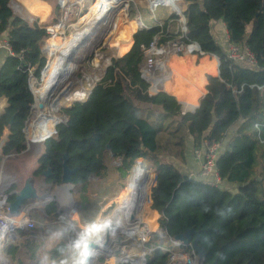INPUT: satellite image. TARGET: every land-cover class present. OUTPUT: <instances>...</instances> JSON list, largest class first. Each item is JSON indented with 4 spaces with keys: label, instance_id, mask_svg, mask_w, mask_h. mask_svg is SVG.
<instances>
[{
    "label": "trees",
    "instance_id": "1",
    "mask_svg": "<svg viewBox=\"0 0 264 264\" xmlns=\"http://www.w3.org/2000/svg\"><path fill=\"white\" fill-rule=\"evenodd\" d=\"M10 1L0 0V40L6 38L14 53L0 50L5 56L0 65V101L6 99L0 114V139L6 128L9 131L0 161L27 148L24 127L35 101L29 69L34 68L39 78L46 65L40 44L46 30L14 15ZM186 2L188 37L199 43L204 55L220 60L219 75L206 74V93L198 106L186 110L167 91L149 92V83L141 74L144 50L156 36L161 45L174 33L166 31L167 21L162 28L137 29L129 51L111 59L88 98L62 109L67 122L57 126V138L48 135L45 139L44 152L32 176L40 178L43 185H61L66 154L67 165L77 168L72 182L81 192L93 177L108 175L107 151L119 161L115 168L120 176H126L143 158L155 172H151L155 184L151 189V182L145 191V201L149 203L151 197L148 211L157 215L156 227L158 218L157 230L151 231L150 240L145 242L147 247L159 243L161 231L175 237L193 228L200 232L204 264H264V0ZM96 9L95 4L91 12ZM216 21L226 26L228 37L224 40H218L212 32ZM229 42L242 50L248 47L256 65L231 60ZM215 141H222L223 146L217 159L221 184L209 186L188 179L189 172L183 168L187 158L196 160L195 149ZM168 157L181 162V167ZM48 169L50 175H43ZM14 199L15 193L9 195L8 201ZM44 211L48 218L55 219L56 201L47 204ZM42 234V228L18 230L19 242L6 245L4 251L14 258L24 246L32 258L38 259L36 264H57L69 250V243L60 239L41 250ZM168 258L169 252L156 248L146 255V264H168Z\"/></svg>",
    "mask_w": 264,
    "mask_h": 264
},
{
    "label": "rangeland",
    "instance_id": "2",
    "mask_svg": "<svg viewBox=\"0 0 264 264\" xmlns=\"http://www.w3.org/2000/svg\"><path fill=\"white\" fill-rule=\"evenodd\" d=\"M12 1V5H17V7L21 9L19 3L20 0ZM26 1L27 4H25V7L30 14L35 15L40 13L41 11H44V13L39 14L40 18L37 16L31 17L33 18V20H39V22L42 20L44 22V18L48 14L47 12L50 11V5L53 8H55L56 6L55 0H36V2L35 0ZM23 2L24 1H22V3ZM101 3L102 0L86 1V8H84L83 14H81L79 18L78 16H75V18L71 20V22H73V26L70 27L62 37H55L56 42H64L67 40L66 44L61 48V51L67 49L70 41L75 37V33L81 32L87 27L88 22L97 15V11L100 9ZM181 3L182 8L186 9L188 5L186 0H182ZM95 4L97 5V9L91 12ZM154 12L156 14L155 18L158 24L162 25L165 21L169 20L167 21L170 30L169 32H176L179 24L178 17H171L174 13L169 9L168 6H158ZM89 14L90 17L87 20H83V18ZM139 17L150 24L156 23L153 18L154 16H152L148 0H129L123 2L119 5V7L113 10L109 18H106L103 23L99 24L96 27L95 34L88 37L82 44H80V46H78L79 48L78 50L76 49V53H73L69 57V62L75 65V69L72 72L66 74L65 77L64 75H61V78L63 80H61L62 82L58 85L56 90L48 97L44 112H40L36 108L32 110L28 121L29 123L27 130L29 135H31L34 130L36 136H31L32 140H34L35 142L42 141L51 135V132L52 130H54V128L51 127L50 124L52 122L51 118L54 113H56V116L59 118L60 122H66L67 117L65 118L62 109L64 107H69L71 104H73V101L75 99H78L73 98L71 100H68V98L73 95V92L76 90L79 91L83 87L88 88V85H92L93 88L104 75L106 68L111 64V59L114 57L123 56L129 51L133 43L132 35L135 33L137 27L139 26L138 25L135 29V23L138 21L137 19ZM129 29H132L130 41L127 40V49L124 52H121L124 43L118 40L117 34H122V32L123 34H125L130 31ZM60 58L61 56L59 52H53L49 62L51 68L48 70L49 72L45 78L43 75V82L42 84L37 86L38 90L47 86V82L52 76L53 69L57 65V62ZM201 58L209 59L212 62V70L217 72L218 59L216 56L203 55ZM191 59L194 63L198 62L199 56L194 55ZM172 79L175 80V78ZM30 87L33 91L32 85ZM165 90L174 94V90H170L169 88V83L167 84ZM83 100H85V98ZM57 104V111L53 112V108L57 106ZM137 104L140 107L144 106L141 103ZM185 108L186 110L192 109L186 106ZM41 118L42 123H44L43 127L48 130L42 131L43 127L37 128ZM59 120L56 126L60 123ZM234 127L235 126L230 128L229 133L233 132ZM39 130L41 132H39ZM6 131L7 128L4 132ZM4 136L5 133L0 139V154L2 153L3 145L1 144V140H4ZM42 149L43 145L39 143H33L29 146L28 150L24 151L23 153H15L14 155L11 154V156L9 157L8 155L3 157V163L1 165L3 167V170L6 171L9 168L11 169V172H13L12 174L17 177L19 188L23 186L24 182L29 176H32V167L35 165V160L41 154ZM141 159L146 161L148 164L149 177L145 186V190L141 195V202L137 206V210L135 212L134 217H136L137 219L136 225H134V231H132V233L130 234L131 237L127 236L129 234L126 232H117L115 236H112L113 240L108 246L107 250L103 251L102 253L99 252L93 260L92 264H109V262L113 264H119L125 261V259L127 258V254H130L135 258H139V256L143 253L144 248L142 246V234L144 231H151V229H149L150 226L146 222L149 223L150 217L151 222L155 218V215H153V213H149L148 211V208L151 204V198L150 202L147 203L145 201L144 193L145 191L147 192V188L152 182L155 172L153 170L152 164L149 161L143 158ZM168 159L181 167V165H179V163L181 162H179L175 158L168 157ZM105 160L109 165L108 175L104 178L93 177L86 189L81 192H79V187L75 185L71 187L67 185H43L40 178L34 177V185L37 186L39 195H46V197H41L39 199L28 202V204L24 207V210H27L31 219L34 220L35 228L43 229L44 234H42L41 237L44 240V245L41 250L56 243L60 239H66L68 241L69 250L64 256L57 259V264H77V262L81 258L83 244H81L80 248H77L75 247L76 242L85 239V233L91 229L92 225H103L105 219L107 217H110L111 213L118 206L122 205L125 197L128 196V183L132 173V169L126 176H120L115 168L119 164V161L114 160L109 151L105 153ZM138 161L136 162V164L138 163ZM136 164L134 166H136ZM151 172L153 173V175L151 174ZM154 181L155 177L150 188L154 186ZM59 200L61 201V206H59ZM52 201H56L57 205L55 219L48 218L44 211L45 206ZM64 210L65 215L63 213ZM155 230L157 229H154L153 231ZM136 231H139L140 235L136 234L135 236H133ZM102 232L103 231L87 236V243L89 241L98 239ZM15 236V240L20 239L19 236ZM109 237H111V235ZM164 242L167 243L166 241ZM6 245L8 244L0 246V264L37 263L38 259L32 258L24 246L19 248L16 256L13 258L11 255L7 254L4 251V247ZM169 245L173 250L184 249V247H175L173 244ZM117 252H120V254H117ZM38 254H41V251H39ZM129 263L132 264V261L130 260Z\"/></svg>",
    "mask_w": 264,
    "mask_h": 264
},
{
    "label": "built area",
    "instance_id": "3",
    "mask_svg": "<svg viewBox=\"0 0 264 264\" xmlns=\"http://www.w3.org/2000/svg\"><path fill=\"white\" fill-rule=\"evenodd\" d=\"M86 1L88 0H55L56 3L55 8H53L51 5L49 6L50 11L47 12L48 14L44 18L45 19L44 22L43 20L39 22V20L37 21V19L33 20V18H31L33 16H37L40 18L39 14L41 13L33 15L28 12V14L24 15L23 17L20 14L21 9H19L17 5L16 6L12 5L13 1L12 0L10 1V7L14 15L28 20L29 23L31 24L33 23L38 24L40 27L44 28L47 32V36L40 43L41 51L44 57L46 58V65L42 70L41 77L39 78L36 77V75L34 74V68L29 69V82H30V86L32 85L33 91H34V87L39 86L43 82V71L48 65V62L50 61L51 56L54 52L53 50L54 48L52 44L55 43V37H62L69 30L70 25L73 23L71 22V20L74 19L75 16H78L79 18L81 14H83V9L86 8L85 7ZM148 2L152 16H154L153 18L154 21H156V23L150 24L145 20H143L141 17H139L137 19L139 21V26L137 27V29H142V28L149 29L153 26H160L162 28L163 24L161 25L157 23V20L155 18L156 14L154 11L158 6H168V5L158 4L156 6H152L149 0ZM181 2L182 0H179L180 7L178 8V11L173 12L178 17V21H179L177 30L174 33V37L169 38L165 43L158 45L157 36H156L151 46L144 50V54H143L144 58H143V64L141 66V74L142 77L149 83V92L151 94H155L162 90L165 91V80H170L172 78L173 70L170 66H167L168 58L171 55L203 56L205 54L199 43L195 40L190 39L187 35V19L184 14V11L186 9L182 8ZM20 8H21V3H20ZM166 31L167 32L170 31L168 23H167ZM1 49H5L8 52V54H14L6 38L0 40V50ZM227 49H228V56L231 60L242 61L251 65H256L257 60L248 47H245L242 50L239 48V46L229 42L227 44ZM147 52H149V56H146ZM158 61H162L164 63L165 65L164 69L158 66ZM88 86H89L88 88L86 87L82 88L85 91L86 95L83 98L75 99L76 101H82L84 98L85 100L88 98V96L92 92V89L94 88V87L92 88V85H88ZM254 86L261 88V86L257 84L251 85V87ZM233 91L236 92L238 90L234 89ZM75 100L73 101V103L76 102ZM34 108L35 105L33 104L32 110ZM190 110H194V108ZM29 118L26 121V125L24 127L27 148H29L31 144L35 143L31 139V135H29V133L27 132ZM66 122H60L59 124ZM259 125L260 123H256V127H259ZM57 126H55L54 130H52L50 137L57 138L58 136ZM222 148H223L222 141H215L211 144H208L204 148L195 149L194 155L199 163V168L195 172L188 173L187 178L195 181H200L203 184L209 186L220 185L222 179L217 167V159L222 151ZM11 154H15V153H11ZM17 184H18V180L16 176H14L13 174L5 173L3 169L0 170V246H3L8 238L14 237L18 230H31L35 227L34 220L31 219V217L27 212L23 214L24 212L23 211L19 216H11L9 214L8 197L9 195L14 193L15 190H13L12 188L14 185ZM60 200H59V206H61ZM63 213L65 215V210ZM151 231H144L142 234V246L144 249H143V253L139 256V258H135L132 255L127 254V258L125 259L124 262H129L131 260L132 264H146V255L151 253L156 248H161L162 250L169 252L168 264H204L203 258L193 248L191 243L189 245H185L182 241L176 240L175 237H168L163 231L160 232L162 234V238L159 240V243L147 247L144 244L146 241L150 240ZM164 241H166L167 243H165ZM169 244H173L175 247L178 248L184 247V249L173 250Z\"/></svg>",
    "mask_w": 264,
    "mask_h": 264
},
{
    "label": "bare ground",
    "instance_id": "4",
    "mask_svg": "<svg viewBox=\"0 0 264 264\" xmlns=\"http://www.w3.org/2000/svg\"><path fill=\"white\" fill-rule=\"evenodd\" d=\"M126 1H129V0H102V3L100 5V9L97 11V15L92 20H90L88 22L87 27L83 31L75 33L76 35L70 41L67 49H65L64 51H61V48L66 44L67 40L64 42H56L55 41V43L52 44V46L54 48L53 49L54 52H59L61 58L58 60L57 65L53 69L52 76L48 80L47 86L45 88H41L40 90H38L37 87H34V92L36 94V101H35L34 105H35L36 109H38L40 112H44V110L46 108V103L48 101V97H47L45 102H44V107L40 108L38 106V103H39L38 102L39 101L38 95L43 94L45 92L46 88L49 87L51 84H53L54 81L56 80V78L58 76H60V78L54 83L53 89L50 93V95H51L56 90L58 85L62 82L61 80H63L61 78V73H62V76L64 75V77H65L66 74L72 72L75 69V65H73V63L71 64L69 62V57L73 53H76V49L78 50V48H79L78 46H80V44H82L88 37L95 34L96 27L99 24L103 23L106 18H109L110 15L112 14L113 10H115V8L119 7L120 4H122L123 2H126ZM149 1H150L152 6H156L158 4H167L169 9L172 12L178 11V8L180 7L179 6V0H149ZM83 11H84V9H83ZM40 13H44V11H41ZM138 25H139V21H137L135 23V29ZM72 26H73V23L70 25V27H72ZM135 29H133V30H135ZM129 30L130 31H128L125 34H123V32H122V34L121 33L117 34L118 40L122 41L124 43V46H122V49H121L122 51L120 50L121 52H124L127 49V47H126L127 40L130 41L132 29H129ZM146 54H147L146 56H149V52H147ZM181 63H182L181 57H175V59L169 61L167 66H170L172 68L173 72H176L177 70L182 68ZM218 65H219V61L217 63V74H218ZM48 66H49L48 70L51 68L50 63H48L45 70L47 69ZM158 66L163 68V69L165 67V65L162 61H158ZM48 70L46 72L43 71L44 78L47 76V74L49 72ZM171 81H172V78L170 80H165V89H166L167 84L170 83ZM85 95H86V93L83 89H81L79 91H74L73 95L71 97H69L68 100H71L73 98H83ZM176 96L178 99L183 100L187 103L186 107L192 108L197 103V101L185 100V98L181 97L180 95L176 94ZM57 108H58V104H57V106H55L53 108V110H54L53 112H56ZM42 118L40 119L39 125L37 128L44 126L43 125L44 123H42V121H41ZM51 119H52V122L50 125H51V127L54 128L56 126V124L58 123L59 118L56 116V113H54ZM59 122H60V120H59ZM45 130H48V129H45V127H43L42 131H45ZM39 132H41V131L39 130ZM148 177H149L148 164L146 161L140 159L138 161V163L136 164V166H134V168L132 169V173H131L129 183H128V187H129L128 188V190H129L128 196L125 197L122 205L118 206L111 213V216L107 217L105 219V221L111 220L113 222V225H115V221L117 219L121 220V227L116 230V233L117 232L118 233L126 232L129 234V235H127V234L126 235L130 236L132 231H134V225H136V219H137L136 217H134L135 212L137 210V206L141 202V195L143 194V192L145 190V186L147 184ZM48 199H49V197H48ZM153 215H155V214H153ZM155 217H156V215H155ZM150 218H149V223L148 222H146V223L150 226V228L148 227L149 229L154 230V229H156V226L154 225V220L151 222ZM105 221H104V223H105ZM136 234L140 235V232L136 231L133 236H135ZM110 235H111V232L109 235H107L106 230H105L102 232V234L99 236L98 239H96V240L92 239L94 242H96L98 244V248L92 250V256H93L92 261L95 259L96 255H98L99 252L102 253L103 251L107 250L108 246L110 245V243L113 240L112 235H111V237H109ZM77 264H79V261L77 262ZM87 264H92V262L87 263ZM109 264H113V263L109 262Z\"/></svg>",
    "mask_w": 264,
    "mask_h": 264
},
{
    "label": "crops",
    "instance_id": "5",
    "mask_svg": "<svg viewBox=\"0 0 264 264\" xmlns=\"http://www.w3.org/2000/svg\"><path fill=\"white\" fill-rule=\"evenodd\" d=\"M22 1H24V2L22 3ZM35 2H36V0H35ZM20 3H21L20 14L24 17V15L28 14V11L25 7V4H27V1L26 0H20ZM212 32L214 33V35L216 36V38L218 40H224V38L228 37L226 26H225L224 22H222V21H216V22L212 23ZM175 57H181V59H182L181 67L182 68L177 70L176 72L172 73V78H175V80L172 79V81L169 83V88H170V90L173 89L175 94H173L171 92H169V93H171L175 96H176V94L180 95L181 97L185 98V100H188V101H197L195 106L192 107V108H195L199 104V99L206 93V88H205L206 87L205 83H206V78H207L206 74L211 73V74L217 75V72L212 70V62L207 58H199V61L194 63L191 59L193 57L192 55H184V56L171 55L168 58V63H169V61L175 59ZM4 58H5L4 54L0 53V65L3 63ZM178 100L184 104V107L187 106V103L185 101L180 100V99H178ZM5 105H6V99H2L0 101V114L3 111ZM8 132H9L8 129L6 132H4L5 133L4 140L7 137ZM33 135H35L34 130L31 133V136H33ZM4 140H1L2 143L4 142ZM44 141L45 140L35 142L37 144L39 143V144L43 145V149H42L41 154L44 152V149H45ZM27 150H28V148L25 151H27ZM12 155H14V154H12ZM9 156H11V155H9ZM39 156L35 160V165L32 167V170H35V168L37 167V160H38ZM2 163H3V159L1 160L0 170L3 169V167L1 166ZM183 168L186 172L187 171L189 173L195 172L199 168V163H198L197 159L195 160L194 157L192 156L190 158H187V161H186L185 165H183ZM4 172L7 174L13 173V172H11L10 168ZM17 186H18V184H17ZM18 188H19V186H18ZM26 212H27V210H24L23 214H25ZM15 237L16 236H14L12 238H8L5 241V244L14 243L16 241L19 242L20 239L15 240L14 239Z\"/></svg>",
    "mask_w": 264,
    "mask_h": 264
},
{
    "label": "water",
    "instance_id": "6",
    "mask_svg": "<svg viewBox=\"0 0 264 264\" xmlns=\"http://www.w3.org/2000/svg\"><path fill=\"white\" fill-rule=\"evenodd\" d=\"M217 59H218L219 64H220V60L218 57H217ZM218 67H219V65H218ZM61 75H62V73H61ZM218 75H219V69H218ZM59 78H60V76H58L56 78L54 83ZM54 83L51 84L49 87H47L43 94L38 95L39 96L38 106L40 108L44 107V102H45L46 98L49 97L51 90L53 89ZM33 94H34V100L36 101V94L35 93H33ZM35 101H34V104H35ZM13 122H14V116L11 118L10 124H12ZM107 148H109V145H107ZM66 159H67V155L64 154L61 185H67V186L71 187L74 185L72 182V175L77 171V168H70L66 163ZM133 168H134V166L132 167V169ZM50 173H51V171H50V169H48L43 174L45 176H48V175H50ZM34 179H35L34 176H29L26 179V181L24 182L23 186H21L20 188H18L14 191L15 199L11 202L10 201L8 202L9 214L11 216H19L24 211V207L28 204V202H30L32 200L39 199L41 197H46V195H41V196L39 195L37 187L34 185ZM106 233H107V235H109L110 230H106ZM175 239L182 241L185 245H189L191 243L193 248L200 254V256L204 260L205 250L200 246V243H199V240H200V232L199 231L191 228V229L187 230L185 233H181V234H178L177 236H175ZM87 244H88V250L91 253V255L89 256V258L87 260V263H91V262H93L92 261V259H93L92 250L97 249L98 244L94 241H89ZM211 264H217V262H213Z\"/></svg>",
    "mask_w": 264,
    "mask_h": 264
},
{
    "label": "clouds",
    "instance_id": "7",
    "mask_svg": "<svg viewBox=\"0 0 264 264\" xmlns=\"http://www.w3.org/2000/svg\"><path fill=\"white\" fill-rule=\"evenodd\" d=\"M121 227V220L117 219L115 221V225L113 226V222L111 220L105 221L103 225H92L91 229L85 233V239L82 241H77L75 247L80 248L81 244H83V251L81 253V258L79 260V264H87V260L91 255L90 251L88 250L87 244V236L92 235L93 233H98L105 230H110L111 235H116V230Z\"/></svg>",
    "mask_w": 264,
    "mask_h": 264
}]
</instances>
